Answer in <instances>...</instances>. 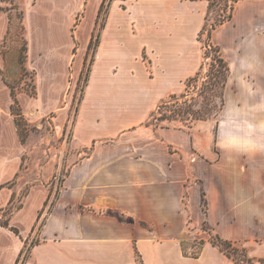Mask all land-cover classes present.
Instances as JSON below:
<instances>
[{
	"label": "crops",
	"instance_id": "obj_1",
	"mask_svg": "<svg viewBox=\"0 0 264 264\" xmlns=\"http://www.w3.org/2000/svg\"><path fill=\"white\" fill-rule=\"evenodd\" d=\"M103 1L38 0L27 12L36 96L16 98L30 121L55 112L60 127V95L92 45L71 141L87 149L56 193L51 181L31 184L9 227L0 223V264H18L28 242L22 264H235L209 243L186 254L203 224L264 264V0L234 1L208 36L229 66L212 161L187 130L143 125L200 70L210 0ZM12 102L0 74V212L22 195L10 185L23 151Z\"/></svg>",
	"mask_w": 264,
	"mask_h": 264
},
{
	"label": "rangeland",
	"instance_id": "obj_2",
	"mask_svg": "<svg viewBox=\"0 0 264 264\" xmlns=\"http://www.w3.org/2000/svg\"><path fill=\"white\" fill-rule=\"evenodd\" d=\"M37 1L38 0H0V57L3 61L2 67L0 68V74L3 76V80H5L7 84L14 86L16 91H23L22 88H26L30 92L35 85L36 74L28 64L29 41L27 12L37 3ZM232 3L233 0H210L211 8L208 13V19L211 20V24L227 16ZM207 30H209L208 25H206L205 30H202L199 35V40L202 45V65L198 71L199 75H197V77L191 82H188L187 87L184 81V87L181 92L187 90L188 95L184 99L188 101L194 99L193 101L191 100L194 103L193 109L203 115L200 117L196 116L195 118L187 116L188 119L193 121L192 128L188 131L191 134V148L212 161L220 156V146L216 142L219 115L216 118L215 112H213L215 104L218 105V99L214 97V94L217 92V87L208 83L214 80H211L212 76L216 75L221 68L215 61V55L218 54L216 51L217 49L210 44ZM71 35L75 43L72 50L74 53L76 52L78 45L75 41L74 35ZM91 48H88L84 67L79 78L75 80L69 75V83L62 95H60L61 99L58 107H62L66 104L68 105L66 116L61 122H59L60 127L58 128L56 123H54V117L56 116L55 112L49 113L35 121H30L24 116L26 120L21 121L22 132L25 136L22 142V166L18 176L10 185H13V183L21 185L22 195L20 199L13 203L14 205L12 204L0 212V221L6 220L10 216H8L9 210H14L15 207L22 202L23 197L26 195L28 187L31 184L42 180L51 181L53 183L50 186V190L51 192L56 193L70 164L79 159L77 151L81 152L82 150L87 149L74 147L71 141L74 133L73 127L77 111L88 79V63L90 61L89 58L91 57ZM203 86L209 89L207 92L200 94V88ZM205 96L208 97V99H206ZM156 107L157 105L154 106L151 112L157 109ZM205 107L212 110L208 111L207 114H204L203 111ZM155 111L157 112V110ZM164 111L165 108L160 110L161 113ZM156 115L157 117L160 116L158 112ZM148 120L149 118L143 122V125L152 127L147 124ZM216 121H218L217 128L215 127ZM170 127L174 128L172 126ZM69 150L70 154L68 156L67 152ZM201 207L202 210L205 211L203 196ZM201 231L205 232L200 234L201 238L196 237L195 231L193 232V240L183 243L186 254L195 257L201 252L205 244L209 243L212 245L210 241L218 242L214 232L205 224H203L201 229L197 232ZM31 241H35L34 237ZM30 245L31 242H28L18 264H22L23 258L29 254ZM216 247L218 248V246ZM228 250L232 251L231 248H228ZM246 252L248 254L247 249ZM229 259L233 261L231 258Z\"/></svg>",
	"mask_w": 264,
	"mask_h": 264
},
{
	"label": "trees",
	"instance_id": "obj_3",
	"mask_svg": "<svg viewBox=\"0 0 264 264\" xmlns=\"http://www.w3.org/2000/svg\"><path fill=\"white\" fill-rule=\"evenodd\" d=\"M234 1H236V0H233V2ZM106 4L107 5L109 4L108 0L103 1L102 7L105 6ZM209 7L211 8V5ZM210 8H209V11H210ZM231 9H232V5H230L229 13L227 16H225L222 19H219L216 22L210 24L209 30H207L208 36L210 35V31L212 28H215L216 25L222 23L224 20H226L227 18L230 17ZM209 11H208V13H209ZM205 28H206V26L203 27V30H205ZM91 46L92 45L90 43L88 48H91ZM216 51L218 53V50H216ZM215 56H216L215 61L218 63V65L220 66L221 69L218 70V73L216 75L212 76L211 80L212 79H214V80L212 82H209L208 84L215 85L217 87V92H216V94H214V97L216 99H218V105L215 104L214 109H213V112H215V117L217 118V116L219 115L220 111L222 110V108L224 106V90H225V85H226V81L228 78L229 66H228L227 62L224 61L219 56V54H217ZM197 75H199V72H197L194 76L189 77L185 80L186 87L188 86V82H191L193 79H195L197 77ZM2 78H3V76H2ZM7 85L10 88L12 99H13V102L10 106V111L14 117V121H15V124L17 127V132H18L20 141L23 142V139L25 136L23 135V132H22L21 121L26 120V119L24 118V115L21 112L18 100L16 98V90H15L14 86H11L9 84H7ZM208 89L209 88H207V87L205 88L203 86L202 88H200V94L207 92ZM22 90L25 91L30 96H35V85L33 86L32 91H30V92L26 88H22ZM187 95H188L187 90L184 92H181V93L169 94L165 99H163L162 101L159 102V104L156 107L157 109H155L160 114V116L157 117V115H156L157 112L155 110H153L149 115V120L147 121V124L151 125L153 128H166V127L172 126L174 128H179V129H184V130L189 131V129L192 128L193 121L188 119L187 116H191V117L195 118L196 116L200 117L203 115L193 109L194 103L192 101L194 99H190L189 101L184 99ZM205 98L208 99V97H206V96H205ZM180 100H183V101H180ZM163 108H165V111L163 113H161L160 110ZM210 110H212V109H207L205 107L203 113L207 114L208 111H210ZM151 121H153L154 123ZM217 122L218 121H216V126H215L216 128H217ZM21 205H22V202H20L18 204V206L15 207L14 210L19 209L21 207ZM14 210L13 209L9 210L8 216L11 215ZM0 223L3 226L9 227V223H8L7 219L0 221ZM10 228L15 233H18V230L15 227H10ZM216 240L218 242H215V241H210V242L212 243V245L218 246V248L222 252H224L229 258H231L235 264H254L253 258L248 256V254L246 252V248L244 246L239 245L235 241L222 239L218 236H216ZM228 248H231L232 251H229Z\"/></svg>",
	"mask_w": 264,
	"mask_h": 264
}]
</instances>
